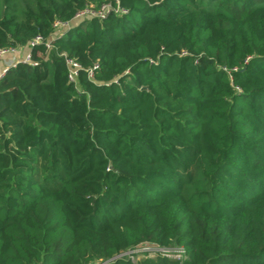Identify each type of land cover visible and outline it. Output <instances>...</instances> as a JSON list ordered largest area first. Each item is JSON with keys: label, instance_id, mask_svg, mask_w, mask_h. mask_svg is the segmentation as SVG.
I'll return each instance as SVG.
<instances>
[{"label": "trees", "instance_id": "16d2710c", "mask_svg": "<svg viewBox=\"0 0 264 264\" xmlns=\"http://www.w3.org/2000/svg\"><path fill=\"white\" fill-rule=\"evenodd\" d=\"M111 1L0 0V264H264V0Z\"/></svg>", "mask_w": 264, "mask_h": 264}, {"label": "built area", "instance_id": "2783aa9c", "mask_svg": "<svg viewBox=\"0 0 264 264\" xmlns=\"http://www.w3.org/2000/svg\"><path fill=\"white\" fill-rule=\"evenodd\" d=\"M113 1H115V3H113ZM113 1L107 4H104L99 9L86 8L82 11H79L78 13H76V15L71 21H67V22L59 21V20L56 21L55 26L60 31L58 35H61L63 33L62 29L64 27H71L72 25L80 23L81 21L86 20L91 17L106 18L111 12L124 13V14L129 12L127 8L121 5L120 0H113ZM41 40H42L41 37H37L27 47L21 48V49L17 47H8V48L0 49V58L6 57V56L14 57V59L8 61L5 67L0 71V79L7 73V71L10 68L16 67L20 62L32 64L33 62L31 59V49L35 45L39 44ZM48 46L50 47L51 45L48 44ZM67 63L71 67V71L69 75L70 79L74 80L75 77L78 75V68L80 67V65L75 60L69 59V58L67 59ZM95 67H98V65H96ZM90 74L93 75L92 71L90 72Z\"/></svg>", "mask_w": 264, "mask_h": 264}, {"label": "rangeland", "instance_id": "374dc122", "mask_svg": "<svg viewBox=\"0 0 264 264\" xmlns=\"http://www.w3.org/2000/svg\"><path fill=\"white\" fill-rule=\"evenodd\" d=\"M157 250H159V249L153 248L151 246H142V247H140L138 249H135L131 253H133V252L138 253V255L135 257V259L139 260V259L144 257L145 252H149L150 255H155ZM161 251L166 252V250H161ZM131 253H129V254H131Z\"/></svg>", "mask_w": 264, "mask_h": 264}, {"label": "crops", "instance_id": "0c3cea01", "mask_svg": "<svg viewBox=\"0 0 264 264\" xmlns=\"http://www.w3.org/2000/svg\"><path fill=\"white\" fill-rule=\"evenodd\" d=\"M12 59H14L13 56H6L3 58H0V71L5 67L6 63Z\"/></svg>", "mask_w": 264, "mask_h": 264}]
</instances>
